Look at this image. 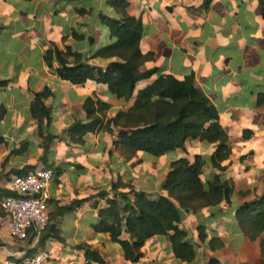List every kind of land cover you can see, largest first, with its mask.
Segmentation results:
<instances>
[{
  "label": "crops",
  "instance_id": "crops-1",
  "mask_svg": "<svg viewBox=\"0 0 264 264\" xmlns=\"http://www.w3.org/2000/svg\"><path fill=\"white\" fill-rule=\"evenodd\" d=\"M87 1L0 0V31L9 28L11 20L6 15L7 10L10 11L9 16L12 13L13 18L21 23L24 11L30 10V17L24 23V32L29 37L25 34L24 42L27 46L36 47L35 57L20 59L21 63L17 65V56H11V61L16 59L15 66L10 64L7 69H0V81L8 82L7 86L0 88V202L10 192L7 183L13 174L27 168V171H33L52 165L62 172L53 177L47 189L49 214L57 208H70L48 221L42 233L48 227H51V232L41 242L42 233L37 241L32 233L25 241L13 240L8 233L9 219L0 207V264L29 257L39 251L48 253L45 264H87L83 248L97 251L105 264H131L125 261L121 250L110 241L108 235L92 230V225L98 220L99 209L104 208L105 200L113 196L112 185L117 184L119 191L123 189L120 185H127L152 197L165 195L160 186L171 162L180 158L191 159L195 155L207 158L214 151L211 145L188 140L185 150H176L158 158L139 154L126 161L113 146L116 130L112 134L103 131L89 134L82 145L73 144L67 139L63 131L73 122L85 120L82 107L86 98L109 104L107 118L119 109H127L122 100L116 99L101 85L94 82L72 85L59 79L57 63L53 62L47 67L43 60L46 50L54 46L59 49L70 46L73 51L83 55V62L106 68L108 61L91 59V56L98 49L97 45L111 43L112 39L99 23V15L113 17V13L111 15L103 10L107 0H96L92 6ZM127 1L128 14L140 16L143 26L149 24V14L153 15L156 11V23L152 28L149 25L144 28L140 41L141 51L153 55V60L146 63L142 70L156 67L159 75H172L178 80L192 74L196 88L215 106L219 124L228 136V146L229 140L233 139L237 147L236 154L230 148L231 155L225 162L227 168L222 175L234 187L230 203L196 213H183L179 227L198 243L197 255L189 264H208L212 258L218 259L221 264H260L258 243L240 234L234 221L239 206L264 192V171L259 173L257 170L264 165V160L260 163L256 161L257 151L264 157V105L258 104L264 90H260L263 81L258 78L257 71L251 72L258 59L257 54L264 45V26L257 5L254 0H230L227 8L223 7L222 10L228 12L239 8L237 3L243 5L242 17L243 22L247 23L249 36L243 43L241 66L232 69L226 64L220 72H215V61L207 55L206 48H211L212 43L214 50L219 48L223 39L226 43L235 41L233 33L241 24L235 10L228 17L223 14V17L215 19L213 15L218 0H212L207 9L202 8V0H159L157 8H153V0H136L140 7L134 14L131 12L134 0ZM195 11L205 18L204 24H198L196 31L194 24L188 22ZM207 24L209 31L205 38ZM36 29L43 33L40 39L37 33H29ZM22 31L16 32L13 37L17 39ZM255 31L258 38L253 39ZM73 32L77 37L73 36ZM213 33L214 37L211 38ZM143 43L148 48L143 49ZM1 48L2 55H13L5 45ZM246 56L249 57L248 61ZM44 88L53 94L44 101L51 108L52 121L48 126L44 123L39 128L30 117L29 105L31 94ZM47 135L53 139L45 154ZM189 143L194 147H189ZM43 157L47 164L41 160ZM212 174L218 173L206 161L202 180L205 181L204 177ZM103 192L107 194H100ZM198 226L205 228L204 243L198 241ZM53 233L56 237H53ZM212 237L221 239L224 246L214 251L208 249L206 244ZM45 245L49 246V250H45ZM141 252L142 258L136 264H187L174 258L165 236L147 240Z\"/></svg>",
  "mask_w": 264,
  "mask_h": 264
},
{
  "label": "trees",
  "instance_id": "trees-1",
  "mask_svg": "<svg viewBox=\"0 0 264 264\" xmlns=\"http://www.w3.org/2000/svg\"><path fill=\"white\" fill-rule=\"evenodd\" d=\"M211 2L202 0V8L207 9ZM254 2L264 26V0ZM106 5L114 16L100 14L99 23L114 42L99 47L91 56V59L108 61L105 69L83 62V55L73 51L70 46L63 49L54 46L46 50L43 60L47 67L53 62L57 63L56 74L59 79L72 85L87 82L101 85L116 99L122 100L127 109H119L107 118L109 104L86 98L82 107L85 120L73 122L63 134L71 143L82 145L89 134L98 131L112 134L116 130L113 146L126 161L139 154L158 158L176 150H185L188 140H199L211 145L214 151L207 158L195 155L191 159L180 158L171 162L160 186L165 195L152 197L127 185H120L123 189L119 191V186L113 184V196L105 200L104 208L99 209L98 220L92 225V230L97 234L108 235L110 241L120 248L125 261L131 264L141 260L144 243L157 236L168 239L176 260L189 264L197 255L198 243L188 238V232L179 227L183 213H196L230 203L234 192L233 184L222 176L227 168L225 162L231 155L228 136L219 124L215 106L196 88L192 74L178 80L172 75H159L156 67L142 70L146 63L153 60V55L141 51L144 26L140 16L128 14L129 2L107 0ZM73 36L77 37V34L73 32ZM7 84V81H0V88ZM260 95L258 104L264 105V94ZM51 96L53 94L48 88L31 94L29 113L39 128L44 123L48 126L52 121L51 108L44 103ZM52 139L51 135L46 136L45 154ZM41 160L47 164L45 157ZM206 161L218 174H212L203 181ZM28 169L13 176H23L30 172ZM38 169L51 170L53 177L62 172L59 167L54 168L52 165ZM10 195L11 192L6 196ZM68 210L69 207L57 208L49 214V221ZM234 221L236 230L249 241L255 242L262 237L259 255L260 263L264 264V192L239 206ZM53 237H56L55 233ZM197 238L201 243L206 241L203 226H198ZM206 246L214 251L222 248L224 243L212 237ZM83 249L87 264H105L97 251ZM208 264L221 263L212 258Z\"/></svg>",
  "mask_w": 264,
  "mask_h": 264
},
{
  "label": "rangeland",
  "instance_id": "rangeland-1",
  "mask_svg": "<svg viewBox=\"0 0 264 264\" xmlns=\"http://www.w3.org/2000/svg\"><path fill=\"white\" fill-rule=\"evenodd\" d=\"M95 1L96 0H88L87 3L92 6V4ZM237 1H240V0H237ZM151 2L153 4V8H157V4L159 3V0H153ZM228 2L230 3L231 1L230 0H218L216 2V5H215V12H214L215 14L213 15V17L215 19L221 18V17H223V14H225L226 17H228V16L232 15L233 11L235 10V12L237 13V15L239 17L241 24H240L238 30L234 31V33H233L234 37H235L234 40L236 42L231 41V42L226 43V40L223 39L222 45H220L219 48L216 47V49L214 50L213 49V47H214L213 43H212L211 48L210 47L206 48L207 55L209 57H212L215 61V67L213 69L215 72H220L226 64H229L230 68H232V69H238L239 66H241V64L243 62V51H242L243 43H244L245 38H247L249 36V31H248L249 29L246 27L247 23L243 22V17H242L243 11H244L243 5L240 3H237V5H239V8H236V9L234 8V9L229 10L228 12H225L222 9H223V7L227 8L226 4ZM234 4H236V1L234 2ZM194 5H195V3H194ZM103 7H104L103 10H105V11L107 10V12H109L110 14L113 13V11L109 7H107L106 5H104ZM139 7L140 6H139L138 1L134 0L133 1V7L131 8V12L136 14L137 9ZM146 9L147 8H145V11H146ZM9 13H10V11L7 10L6 15L11 20V21H9V28L6 31H3V30L0 31V51H2L1 46L5 45L7 47V49H10V51H12L13 55H5L4 56L0 53V69H2V70L7 69L10 64H12V66H15L14 60H16V59L11 61V56H12V58H15V56H17V58H18L17 65H20V63H21L20 59H24L27 57H30V58L35 57V50H36V47H33V45L27 46L26 42H24L25 41L24 36H25V34H27L24 32V23L27 22L26 18L29 19L31 11L30 10L24 11L22 23L20 21L17 22V20H15V18H13L14 15L12 16V13L9 16ZM112 16H114V14ZM190 16L191 17L188 18V22L191 25L194 24V31H196L197 25L198 24L203 25L205 18L203 16V14H201L200 12H197V11H195L194 13L192 12ZM150 18H151V20H148V22H149L148 25L152 28L153 24L156 23V20H154V18H156V11H155V14L153 12V15L149 14L147 19H150ZM148 25L144 26V28H147ZM40 28L42 29V27H40ZM21 30H23L21 32L22 34H20L19 37L17 39H15L13 37L14 34L16 32L19 33ZM208 31H209V25L207 24L206 34L204 36L205 38H207ZM29 33L30 34L37 33L39 39L42 36L41 34H43V33L38 32L37 29L33 30ZM27 37H29L28 34H27ZM213 37H214V33L212 34L211 38H213ZM256 38H258L257 31H255L253 39H256ZM202 39H204V38H202ZM112 42H114L113 39H112L111 43ZM258 44H261V43L259 42ZM101 46H103V45L99 44V45H97V48H99ZM142 48L143 49L148 48L146 43H143ZM257 56H258V59H256L254 69H252L251 72L254 73L257 71L258 78L261 79V81H263V87L260 90H264V45L261 46L260 52H258ZM246 60L248 61L249 57L246 56ZM175 61H176V59H174V62ZM248 70H247V72H249ZM229 146L232 149L233 154H236V150H237L236 148L237 147H236L233 139L229 140ZM189 147H194V144L189 143ZM256 153H257L256 161H257V163H260V161L264 160L263 154L259 153V151H257ZM141 155L147 156L145 154H141ZM257 170H259V173L263 172L264 171V165L258 167ZM204 178L209 179L210 176L206 175ZM190 237H191V235L188 234V238H190ZM261 238H259L258 240L255 241L258 243V245H259ZM44 248H45V250H49L48 245H45ZM259 259H260V255H259Z\"/></svg>",
  "mask_w": 264,
  "mask_h": 264
},
{
  "label": "built area",
  "instance_id": "built-area-1",
  "mask_svg": "<svg viewBox=\"0 0 264 264\" xmlns=\"http://www.w3.org/2000/svg\"><path fill=\"white\" fill-rule=\"evenodd\" d=\"M52 179L53 173L49 169H35L9 179L7 188L12 195L5 196L0 207L9 219L8 233L13 240L25 241L32 233L37 241L38 235L47 227V189ZM47 260L48 253L39 251L22 259L7 260L3 264H45Z\"/></svg>",
  "mask_w": 264,
  "mask_h": 264
},
{
  "label": "water",
  "instance_id": "water-1",
  "mask_svg": "<svg viewBox=\"0 0 264 264\" xmlns=\"http://www.w3.org/2000/svg\"><path fill=\"white\" fill-rule=\"evenodd\" d=\"M51 232V227H48L46 232L41 234L40 240L43 241L44 238H48Z\"/></svg>",
  "mask_w": 264,
  "mask_h": 264
}]
</instances>
